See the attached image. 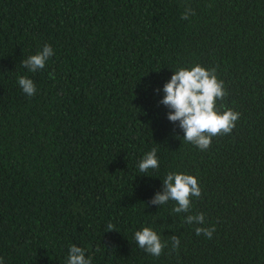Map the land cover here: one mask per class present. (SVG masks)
<instances>
[{
    "label": "trees",
    "instance_id": "16d2710c",
    "mask_svg": "<svg viewBox=\"0 0 264 264\" xmlns=\"http://www.w3.org/2000/svg\"><path fill=\"white\" fill-rule=\"evenodd\" d=\"M45 44V69L23 67ZM197 64L224 82L217 108L240 114L206 151L159 104ZM153 148L159 169L141 173ZM169 172L198 180L188 213L151 204ZM145 227L168 241L158 258L134 240ZM73 244L92 264H264V0H0V257L67 264Z\"/></svg>",
    "mask_w": 264,
    "mask_h": 264
},
{
    "label": "clouds",
    "instance_id": "9594fccd",
    "mask_svg": "<svg viewBox=\"0 0 264 264\" xmlns=\"http://www.w3.org/2000/svg\"><path fill=\"white\" fill-rule=\"evenodd\" d=\"M185 11L181 19L188 20L195 15L190 5H185ZM54 55L51 45L45 44L36 54L30 55L22 61L23 67L32 73L43 70L46 62ZM18 85L28 97L36 94V86L32 79L27 76H18ZM161 90L156 89L159 93ZM163 99L159 104L165 106L169 111L167 119L183 130V142L190 143L202 151L209 149L212 139L220 135L231 134L236 127L240 114L231 109L221 112L217 108V101H223L228 93L224 88V82L219 80L216 69H206L197 64L190 69L180 68L174 71L170 80L163 86ZM157 149L153 148L147 152L138 163V170L146 173L150 169H159ZM201 187L195 176L169 172L163 179V189L156 193L151 199L152 205H165L169 201L175 203L173 213H188L191 208V198L201 197ZM184 222L189 225H203L205 216L203 213L187 215ZM115 226L111 223L106 225L105 232L114 231ZM215 226L210 228L195 227L197 236L203 234L211 239ZM134 240L140 249L153 257H160L168 245V241L162 242L160 236L151 228L145 227L136 231ZM173 250H178L180 239L176 235L171 236ZM96 251H99L97 247ZM0 264H4L0 257ZM67 264H92V257L86 258L85 250L75 244L68 250Z\"/></svg>",
    "mask_w": 264,
    "mask_h": 264
}]
</instances>
